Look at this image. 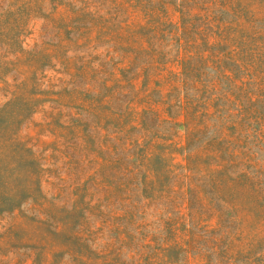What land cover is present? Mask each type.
<instances>
[{"label": "rangeland", "instance_id": "374dc122", "mask_svg": "<svg viewBox=\"0 0 264 264\" xmlns=\"http://www.w3.org/2000/svg\"><path fill=\"white\" fill-rule=\"evenodd\" d=\"M0 264H264V0H0Z\"/></svg>", "mask_w": 264, "mask_h": 264}]
</instances>
